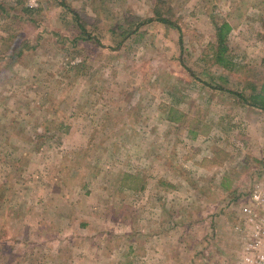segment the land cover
<instances>
[{
  "label": "rangeland",
  "instance_id": "rangeland-1",
  "mask_svg": "<svg viewBox=\"0 0 264 264\" xmlns=\"http://www.w3.org/2000/svg\"><path fill=\"white\" fill-rule=\"evenodd\" d=\"M262 79L264 0H0V264H238Z\"/></svg>",
  "mask_w": 264,
  "mask_h": 264
},
{
  "label": "built area",
  "instance_id": "built-area-1",
  "mask_svg": "<svg viewBox=\"0 0 264 264\" xmlns=\"http://www.w3.org/2000/svg\"><path fill=\"white\" fill-rule=\"evenodd\" d=\"M243 211L234 225L241 232L238 264H264V183L253 185Z\"/></svg>",
  "mask_w": 264,
  "mask_h": 264
},
{
  "label": "crops",
  "instance_id": "crops-1",
  "mask_svg": "<svg viewBox=\"0 0 264 264\" xmlns=\"http://www.w3.org/2000/svg\"><path fill=\"white\" fill-rule=\"evenodd\" d=\"M241 91V89L237 90L238 93H241ZM223 92H225V89H223ZM242 95L244 96L243 101L241 100L240 103L236 101L233 107L236 108L237 112L241 110V114H239L241 118H238V120L242 119L243 122H240L239 127L245 125V127H250V130L245 132L249 136L245 144L248 149L247 153L256 160L264 157V79L260 81V84L244 88ZM236 120L234 123L238 125L241 120L238 122ZM240 142L238 143L241 145L242 142ZM205 156L208 159L213 157L212 152L205 154Z\"/></svg>",
  "mask_w": 264,
  "mask_h": 264
},
{
  "label": "trees",
  "instance_id": "trees-1",
  "mask_svg": "<svg viewBox=\"0 0 264 264\" xmlns=\"http://www.w3.org/2000/svg\"><path fill=\"white\" fill-rule=\"evenodd\" d=\"M66 9L70 13L73 14L74 20L76 21V24L79 26V28L81 30V33H82L81 36L84 37V38H92V36H90L87 33V31L85 30V27L80 23L78 12H76L72 8H68V6H66ZM154 19L158 20V21H160L162 23H165L167 25H171V26L177 28V30L179 32V42L182 41V33L180 31V28L174 22L169 20L167 17L163 16L160 12H156L155 13V17L149 18L146 22H149V21L154 20ZM230 30H231V26H230V24L228 22L224 21V22H221L219 24H215V38H216V43H217L215 52H216V60L219 61V62L224 60V55H225V53L227 51V48H228L226 37H227L228 32Z\"/></svg>",
  "mask_w": 264,
  "mask_h": 264
}]
</instances>
